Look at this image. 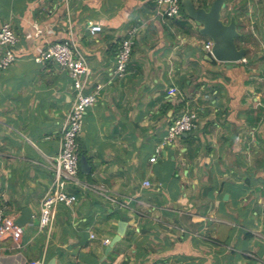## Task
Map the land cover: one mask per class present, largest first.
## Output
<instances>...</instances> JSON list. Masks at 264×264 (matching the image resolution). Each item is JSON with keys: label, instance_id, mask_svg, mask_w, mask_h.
I'll use <instances>...</instances> for the list:
<instances>
[{"label": "crops", "instance_id": "crops-1", "mask_svg": "<svg viewBox=\"0 0 264 264\" xmlns=\"http://www.w3.org/2000/svg\"><path fill=\"white\" fill-rule=\"evenodd\" d=\"M159 12L157 0H0V28L19 37L0 70V211L34 218L18 243L0 241V264H264V0L226 1L222 18H236L246 50L235 64L214 60L187 16ZM133 31L127 75L114 77ZM70 39L91 70L86 93H97L78 141L90 170L80 167L85 188L70 189L77 202L39 229L76 90L66 70L35 58ZM185 112L196 129L164 144Z\"/></svg>", "mask_w": 264, "mask_h": 264}, {"label": "built area", "instance_id": "built-area-1", "mask_svg": "<svg viewBox=\"0 0 264 264\" xmlns=\"http://www.w3.org/2000/svg\"><path fill=\"white\" fill-rule=\"evenodd\" d=\"M182 0H157L159 16L164 20L179 19L182 17ZM101 31V27H92L90 32L94 35ZM134 32L122 40L117 54L113 76L122 78L127 75L128 67L134 46ZM19 37L12 25L6 23L0 28V70L8 69L15 61V48ZM208 51L212 43L205 46ZM38 64L49 62L56 63L66 70L73 80L76 90V99L67 115L66 122L61 132L60 148L57 157L51 163L54 173V182L49 192L41 202V215L39 229H43L53 221L56 209L59 206H73L78 198L70 191L72 187L85 188L80 181V156L78 141L84 129V118L87 110L97 102V93L87 94L86 90L91 81V70L86 58L79 52L76 43L70 39L50 45L41 55L35 58ZM99 88V87H98ZM197 115L194 112H185L169 124L164 138V144H171L184 134L196 129ZM157 152H160L158 150ZM156 156L150 159L155 163ZM150 187V182L144 183ZM24 234V228L16 220L0 211V241L11 239L18 243ZM95 238V236H91ZM109 240H104L108 245ZM37 264V263H35Z\"/></svg>", "mask_w": 264, "mask_h": 264}, {"label": "water", "instance_id": "water-1", "mask_svg": "<svg viewBox=\"0 0 264 264\" xmlns=\"http://www.w3.org/2000/svg\"><path fill=\"white\" fill-rule=\"evenodd\" d=\"M226 1L214 0L209 8H197L193 0H182L181 5L185 16L195 23L200 34L212 41V58L221 63L235 64L245 58L246 50L238 48L236 44V40L240 38L236 18L232 16L228 23L222 18ZM80 167L85 172H89L90 166L85 157L80 158ZM33 219L32 212L25 209L22 216L16 220V223L24 227L26 224L33 223ZM124 226V224L120 226L116 238L110 244V248L120 242L122 236L125 235Z\"/></svg>", "mask_w": 264, "mask_h": 264}, {"label": "trees", "instance_id": "trees-1", "mask_svg": "<svg viewBox=\"0 0 264 264\" xmlns=\"http://www.w3.org/2000/svg\"><path fill=\"white\" fill-rule=\"evenodd\" d=\"M182 15L184 16V17H186L185 16V14H184V11H183V8H182ZM236 41H238V39L236 40ZM246 241L247 242H250V241H252L254 238L251 236V235H249V234H246ZM236 250H242V251H252L251 249H243V248H240V247H236Z\"/></svg>", "mask_w": 264, "mask_h": 264}]
</instances>
